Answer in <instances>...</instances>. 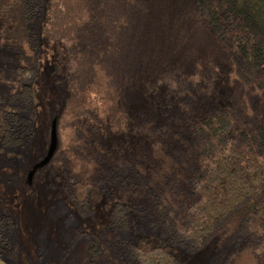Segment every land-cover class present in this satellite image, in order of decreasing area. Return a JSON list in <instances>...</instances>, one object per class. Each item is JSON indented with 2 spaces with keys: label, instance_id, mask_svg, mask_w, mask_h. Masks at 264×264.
<instances>
[{
  "label": "trees",
  "instance_id": "1",
  "mask_svg": "<svg viewBox=\"0 0 264 264\" xmlns=\"http://www.w3.org/2000/svg\"><path fill=\"white\" fill-rule=\"evenodd\" d=\"M144 1L0 0V147L23 144L27 133L40 67L34 23L45 14L43 37L68 80L53 119L58 146L46 166L60 170L81 216L92 215L106 194L111 202L112 232L76 231L64 264H181L167 244L196 252L215 239L242 240L224 264H264V123L202 83L186 89L183 79L163 76V84L142 82L151 66L144 35L158 28ZM172 1L227 62L251 77L264 73V0ZM165 3L156 0L169 14ZM135 82L146 88L131 113ZM146 196L148 222L161 241L119 240ZM12 225L11 216L0 217V259L22 264L19 244L3 230Z\"/></svg>",
  "mask_w": 264,
  "mask_h": 264
},
{
  "label": "rangeland",
  "instance_id": "2",
  "mask_svg": "<svg viewBox=\"0 0 264 264\" xmlns=\"http://www.w3.org/2000/svg\"><path fill=\"white\" fill-rule=\"evenodd\" d=\"M161 1L167 2L164 6L171 9L169 14L161 11L156 0L144 1L157 21L152 24L158 23V28H152L144 35V39L150 42L145 59L150 58L151 66L147 79L141 76L142 82L147 80L149 87L163 84L159 79L163 76L165 79H183L188 85L186 89H196L198 82L202 83L210 88L208 91L212 96L235 102L238 110L264 123V73L251 77L243 66L227 62L223 50L207 32L194 25L186 9H181L172 0ZM160 12L164 16H159ZM47 25L45 14L36 17L35 28L32 24L37 30L34 40H39L40 67L34 83L36 98L31 111L26 112L30 120L23 144L0 147V217H12L13 225L3 230L13 244H19L22 264H64L65 252L69 250L76 231L84 230L103 237L112 232L108 194L96 205L92 215L81 216L67 199L60 170L53 165L37 167L48 152L52 122L62 109L68 81L64 64L43 37ZM143 83L133 85L129 98L132 101L128 102L131 113L143 101L146 88ZM62 131L69 132L63 127ZM149 202V196L136 202L140 208L138 217L132 221L131 229L119 232V240L146 237L154 242L161 241L159 230L148 222ZM241 242L220 245L215 239L196 252H186L170 244L167 247L178 256L181 264H224ZM94 264H106V261Z\"/></svg>",
  "mask_w": 264,
  "mask_h": 264
},
{
  "label": "water",
  "instance_id": "3",
  "mask_svg": "<svg viewBox=\"0 0 264 264\" xmlns=\"http://www.w3.org/2000/svg\"><path fill=\"white\" fill-rule=\"evenodd\" d=\"M57 146H58L57 120H53L52 127H51V140H50L49 149H48L46 156L39 162L37 166L38 168L40 167L42 168L50 162V160L53 158L55 154ZM29 179L30 180L32 179V174L29 176ZM0 264H7V263L0 259Z\"/></svg>",
  "mask_w": 264,
  "mask_h": 264
}]
</instances>
